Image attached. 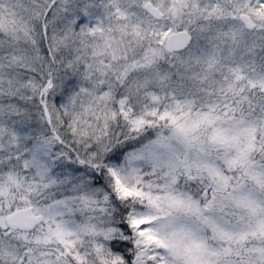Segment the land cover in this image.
Returning <instances> with one entry per match:
<instances>
[{"label":"snow or ice","instance_id":"1","mask_svg":"<svg viewBox=\"0 0 264 264\" xmlns=\"http://www.w3.org/2000/svg\"><path fill=\"white\" fill-rule=\"evenodd\" d=\"M0 264H264V0H0Z\"/></svg>","mask_w":264,"mask_h":264}]
</instances>
